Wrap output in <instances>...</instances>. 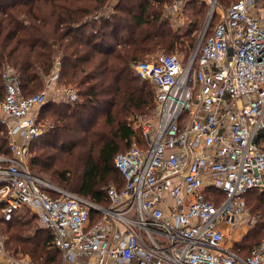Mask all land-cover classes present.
I'll return each instance as SVG.
<instances>
[{"label": "built area", "instance_id": "built-area-1", "mask_svg": "<svg viewBox=\"0 0 264 264\" xmlns=\"http://www.w3.org/2000/svg\"><path fill=\"white\" fill-rule=\"evenodd\" d=\"M195 1L208 5L209 22L188 59L158 53L133 65L152 85L155 120L114 155L124 183L106 188V205L30 171L29 144L43 133L35 111L46 91L23 95L15 69L3 66L0 121L9 153H0V219L33 211L52 233L53 264H264V239L243 256L227 245L226 232L245 211L243 195L264 190V148L256 142L264 129V0L225 9L219 0ZM55 65L47 86L58 79ZM64 92L65 101L79 98L73 86ZM0 264L35 263L8 255L0 237Z\"/></svg>", "mask_w": 264, "mask_h": 264}, {"label": "trees", "instance_id": "trees-1", "mask_svg": "<svg viewBox=\"0 0 264 264\" xmlns=\"http://www.w3.org/2000/svg\"><path fill=\"white\" fill-rule=\"evenodd\" d=\"M110 1L0 0V99L5 64L17 72L22 94L31 95L42 90L57 60L60 81L77 88L79 95L73 103L45 101L40 106L38 119L43 115L47 125L30 145L32 173H44L62 187L105 205L106 188L113 184L121 189L124 183L113 157L135 137L131 119L154 108V90L134 74L133 65L159 50L179 51L186 61L198 29L194 19L184 31L172 30L150 0H116L111 7ZM186 2L207 7L204 2ZM217 20L213 15L207 35ZM256 142L264 148V129L258 131ZM0 153H9L1 121ZM209 192L219 201L223 198L220 191ZM243 197L245 207L264 206V190L251 189ZM28 210L22 207L11 220L0 219L5 248L40 264L57 263L51 231ZM249 232L232 247L243 256L262 240Z\"/></svg>", "mask_w": 264, "mask_h": 264}, {"label": "rangeland", "instance_id": "rangeland-1", "mask_svg": "<svg viewBox=\"0 0 264 264\" xmlns=\"http://www.w3.org/2000/svg\"><path fill=\"white\" fill-rule=\"evenodd\" d=\"M150 1H151V5L156 9V11H158L159 17H161L162 20L166 21L172 30H175L177 32L178 31H180V32L184 31V29L189 25L191 20L195 19L197 21L198 29L193 32V37H194L193 42L194 43H193L192 48H194L197 41H198V38H199L203 28H204V25L206 23V19L208 16V5L206 4L207 7L203 6V8H200L199 5L195 6L194 5L195 3H193V4H192V2L187 3L185 0L182 2L181 6L179 8L177 6V10H175L172 7L174 0L164 1L163 3H160V2L154 1V0H150ZM233 1L234 0H219V2L221 3V5L224 9ZM115 2H116V0H111L109 2V6H112ZM198 10H200V11L198 12ZM192 48H191V50H193ZM161 52H164V51L159 50L156 53H153L151 55V57L154 56L155 54L161 53ZM175 53L178 54L179 57H181L183 59V53H181L179 51H176ZM44 88L45 87L43 84L42 90H44ZM42 90H40V91H42ZM40 91H37V92H40ZM37 92H33V93H37ZM38 114H39V112H38ZM141 116H144V117H142L143 120L138 119L137 117H134V118H132L133 122H132V119L130 121L132 126L134 127V129L136 131L135 137L133 139L136 141H140L142 138L141 137V125L143 124V122L155 120V118L153 116V109L149 113H146V115H141ZM138 117H140V116H138ZM38 120L40 122V125L42 123V125H43L42 130L44 131V127L47 125V118L43 117V115L42 116L40 115ZM31 142H30L29 147H28V156L26 158V162H27V165H28L30 171H31V168L29 165V157L31 155V152H30ZM33 172H35L40 178L44 179L48 183L62 187L61 183H58L57 181L51 180L46 174L41 173V172H36L34 170H33ZM62 188L66 189L65 186ZM28 211L33 212L31 210H28ZM23 212H25V211H22L21 213H23ZM259 216L261 217L260 219H259ZM258 219H259V222H256V220H258ZM2 229L3 228L0 226V237H1L2 245H3L6 253L8 255H12V256H21L20 254H17V255L11 254L10 251L5 248L6 246H5L4 241H5L6 237H5V233L3 232ZM247 232H249V234L254 235V237H256V240L264 239V206L261 203H257V205L254 207L247 203V206L245 207V211H243V213H242V220L240 221L238 227L231 229L229 234L233 235V233H236L237 236H235V234H234L235 237L232 236V239L236 238V240H237L241 235H243ZM23 256H27L30 258V256H28L27 254L23 255ZM34 263L40 264L38 262H34Z\"/></svg>", "mask_w": 264, "mask_h": 264}, {"label": "crops", "instance_id": "crops-1", "mask_svg": "<svg viewBox=\"0 0 264 264\" xmlns=\"http://www.w3.org/2000/svg\"><path fill=\"white\" fill-rule=\"evenodd\" d=\"M54 66L56 67L55 64H54ZM54 66H53V68H54ZM56 70L58 71V79H57V81H55V82H53V83H51L50 85L47 86L46 85V82H45V79H44V87H45L44 90L46 91V100L45 101L47 102V101L50 100L52 102H57V103H60V102H68V101H65V92H64V89H65V87H67V85L63 84L60 81V79H59L60 78L59 77L60 64L57 65V69ZM39 109H40V107H38L36 109V111H35V112H37V114L39 112ZM241 220H242V213H240V214H238V215H236L234 217V222H233V225H231V227H227V231H226L227 232V245L230 248H232L234 246V244L236 242H238L240 238L243 237V235H241L236 240V238H233L232 239V236H234V234H235V236H237L236 233H233V235L232 234H229L231 229H234V228L238 227V225H239V223H240Z\"/></svg>", "mask_w": 264, "mask_h": 264}, {"label": "water", "instance_id": "water-1", "mask_svg": "<svg viewBox=\"0 0 264 264\" xmlns=\"http://www.w3.org/2000/svg\"><path fill=\"white\" fill-rule=\"evenodd\" d=\"M208 22H209V17H207V19H206V24H205V26L208 24Z\"/></svg>", "mask_w": 264, "mask_h": 264}]
</instances>
